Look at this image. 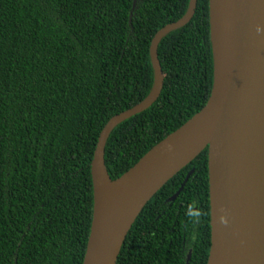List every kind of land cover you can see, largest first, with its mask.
<instances>
[{
  "label": "trees",
  "instance_id": "1",
  "mask_svg": "<svg viewBox=\"0 0 264 264\" xmlns=\"http://www.w3.org/2000/svg\"><path fill=\"white\" fill-rule=\"evenodd\" d=\"M133 1L0 0V264L83 263L98 137L112 117L149 95L151 41L189 5L137 0L132 9ZM157 54L160 96L106 142L111 181L206 105L209 0H197L191 21L166 35ZM207 162L205 149L147 203L116 264H207Z\"/></svg>",
  "mask_w": 264,
  "mask_h": 264
},
{
  "label": "water",
  "instance_id": "2",
  "mask_svg": "<svg viewBox=\"0 0 264 264\" xmlns=\"http://www.w3.org/2000/svg\"><path fill=\"white\" fill-rule=\"evenodd\" d=\"M196 3L189 0L185 15L154 35L149 95L112 117L98 137L90 165L92 221L82 264H116L143 208L205 149L210 205L207 264H264V0H209L213 84L206 105L115 181L105 168L104 150L112 131L149 109L160 96L164 75L158 45L191 21ZM221 216L227 225L220 223Z\"/></svg>",
  "mask_w": 264,
  "mask_h": 264
},
{
  "label": "clouds",
  "instance_id": "3",
  "mask_svg": "<svg viewBox=\"0 0 264 264\" xmlns=\"http://www.w3.org/2000/svg\"><path fill=\"white\" fill-rule=\"evenodd\" d=\"M257 31H261V29L258 28ZM220 223H221V224H224V225H227L228 220L226 219L225 216H221V217H220Z\"/></svg>",
  "mask_w": 264,
  "mask_h": 264
},
{
  "label": "bare ground",
  "instance_id": "4",
  "mask_svg": "<svg viewBox=\"0 0 264 264\" xmlns=\"http://www.w3.org/2000/svg\"><path fill=\"white\" fill-rule=\"evenodd\" d=\"M102 182L101 183H104V187L108 186V182L106 181V179L104 178V176H102Z\"/></svg>",
  "mask_w": 264,
  "mask_h": 264
}]
</instances>
